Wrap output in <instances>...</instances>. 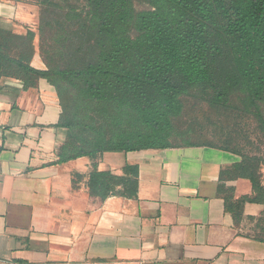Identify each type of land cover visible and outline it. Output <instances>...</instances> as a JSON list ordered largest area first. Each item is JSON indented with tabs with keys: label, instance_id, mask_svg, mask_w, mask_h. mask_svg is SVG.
<instances>
[{
	"label": "trees",
	"instance_id": "obj_1",
	"mask_svg": "<svg viewBox=\"0 0 264 264\" xmlns=\"http://www.w3.org/2000/svg\"><path fill=\"white\" fill-rule=\"evenodd\" d=\"M32 1L39 6L37 31L0 28V78L20 79L26 89L45 78L56 88L58 126L67 130L59 162L97 160L106 152L216 147L242 157L233 171L255 191L227 203L235 224L246 202L264 204L261 158L189 136L175 142L183 96L194 89L217 109L255 117L264 131V0H142L148 6L142 10L135 0ZM37 36L44 69L32 65ZM124 171H101L94 162L90 194L136 197L138 166ZM258 226L253 236L264 241V216Z\"/></svg>",
	"mask_w": 264,
	"mask_h": 264
},
{
	"label": "crops",
	"instance_id": "obj_2",
	"mask_svg": "<svg viewBox=\"0 0 264 264\" xmlns=\"http://www.w3.org/2000/svg\"><path fill=\"white\" fill-rule=\"evenodd\" d=\"M32 0H0V28L37 31ZM32 65L46 68L36 37ZM45 78L34 88L0 78V264H264V204L246 202L240 225L227 203L255 195L236 176L242 157L211 146L106 152L59 162L67 130ZM123 176L138 166L136 197H94L93 163ZM264 185V165L262 167Z\"/></svg>",
	"mask_w": 264,
	"mask_h": 264
},
{
	"label": "rangeland",
	"instance_id": "obj_3",
	"mask_svg": "<svg viewBox=\"0 0 264 264\" xmlns=\"http://www.w3.org/2000/svg\"><path fill=\"white\" fill-rule=\"evenodd\" d=\"M135 6L138 10L148 7L142 0H135ZM171 82L176 86L181 84L177 77H173ZM183 100V114L175 121L178 130L176 143L182 141V136H189L194 142L229 145L264 161V131L255 117L234 107L217 109L208 102V94H203L198 89L191 90V94L183 96ZM233 103L240 105L238 101ZM248 233L258 235L257 232Z\"/></svg>",
	"mask_w": 264,
	"mask_h": 264
}]
</instances>
